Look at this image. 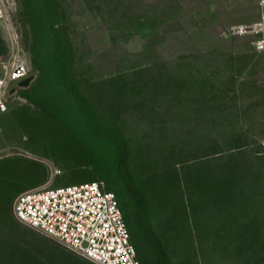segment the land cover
<instances>
[{"label": "rangeland", "instance_id": "1", "mask_svg": "<svg viewBox=\"0 0 264 264\" xmlns=\"http://www.w3.org/2000/svg\"><path fill=\"white\" fill-rule=\"evenodd\" d=\"M58 2L85 109H70L64 88L58 99L35 85L10 98L0 264L86 262L13 214L15 198L45 186L55 168L51 187L136 183L159 241L158 256L137 255L141 264H264V51L251 35H225L259 20L258 0ZM11 13L39 74L24 0ZM9 47L0 21V54Z\"/></svg>", "mask_w": 264, "mask_h": 264}, {"label": "built area", "instance_id": "2", "mask_svg": "<svg viewBox=\"0 0 264 264\" xmlns=\"http://www.w3.org/2000/svg\"><path fill=\"white\" fill-rule=\"evenodd\" d=\"M14 3L15 0H0V21L6 25L10 39L7 55L0 54V133L10 98L22 90L18 84L33 75L13 23ZM258 5V21L233 26L225 35H251L254 48L263 52L264 0H258ZM260 145L264 149V139ZM61 173L52 169V177L45 186L20 193L12 206L15 219L93 263L141 264L119 200L108 190L106 182L99 179L51 187Z\"/></svg>", "mask_w": 264, "mask_h": 264}, {"label": "trees", "instance_id": "3", "mask_svg": "<svg viewBox=\"0 0 264 264\" xmlns=\"http://www.w3.org/2000/svg\"><path fill=\"white\" fill-rule=\"evenodd\" d=\"M24 5L31 22L32 52L36 59L35 66L39 71V74H34L35 80L30 87L35 85L39 94L47 96V100L64 96L61 91L64 88L68 95L73 97L69 108L78 107L83 111L85 102L82 100L78 102L75 98L81 96V93L77 85L78 81L71 73L74 65L73 52L70 49L71 40L65 34L66 28L61 26L62 21L57 20L60 3L58 0H24ZM119 187L116 182H111L109 186L107 184L108 190L113 192L119 200L137 255L142 258L158 256L159 241L152 235L148 203L142 198L140 188L133 181H129L124 189ZM53 242L58 244L56 241ZM58 246L62 247L59 244ZM62 248L70 255L73 254L66 248ZM142 261L144 262V259ZM89 262L91 261L86 260L84 264Z\"/></svg>", "mask_w": 264, "mask_h": 264}, {"label": "water", "instance_id": "4", "mask_svg": "<svg viewBox=\"0 0 264 264\" xmlns=\"http://www.w3.org/2000/svg\"><path fill=\"white\" fill-rule=\"evenodd\" d=\"M34 80H35V76L32 75V76L28 77L27 79L21 81V82L18 84V88H20V89H27V88H29L30 85L34 82ZM15 91H16V90H14V91L12 92V94L15 93Z\"/></svg>", "mask_w": 264, "mask_h": 264}, {"label": "crops", "instance_id": "5", "mask_svg": "<svg viewBox=\"0 0 264 264\" xmlns=\"http://www.w3.org/2000/svg\"><path fill=\"white\" fill-rule=\"evenodd\" d=\"M38 186H41V184L40 185H37V186H34V187H38Z\"/></svg>", "mask_w": 264, "mask_h": 264}]
</instances>
